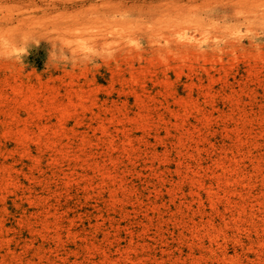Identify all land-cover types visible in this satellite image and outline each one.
<instances>
[{
	"label": "rangeland",
	"instance_id": "obj_1",
	"mask_svg": "<svg viewBox=\"0 0 264 264\" xmlns=\"http://www.w3.org/2000/svg\"><path fill=\"white\" fill-rule=\"evenodd\" d=\"M0 264H264V0H0Z\"/></svg>",
	"mask_w": 264,
	"mask_h": 264
}]
</instances>
